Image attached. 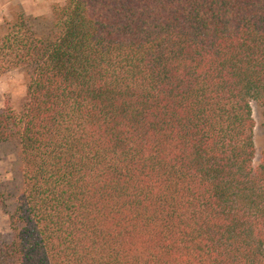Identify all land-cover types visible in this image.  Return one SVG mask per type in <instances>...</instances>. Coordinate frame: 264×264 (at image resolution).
I'll return each instance as SVG.
<instances>
[{
    "label": "trees",
    "instance_id": "16d2710c",
    "mask_svg": "<svg viewBox=\"0 0 264 264\" xmlns=\"http://www.w3.org/2000/svg\"><path fill=\"white\" fill-rule=\"evenodd\" d=\"M0 22L22 189L0 264H264V0H65Z\"/></svg>",
    "mask_w": 264,
    "mask_h": 264
},
{
    "label": "rangeland",
    "instance_id": "374dc122",
    "mask_svg": "<svg viewBox=\"0 0 264 264\" xmlns=\"http://www.w3.org/2000/svg\"><path fill=\"white\" fill-rule=\"evenodd\" d=\"M65 0H0V22L8 19L10 8L19 5L24 13L31 17L51 18L52 8L62 5ZM25 96V86L18 71H10L0 77V110L6 101L13 109L19 110ZM252 117L255 122L253 142L256 167L264 150V109L251 104ZM21 162L13 144L0 145V243L10 240L8 214L15 206V200L22 189Z\"/></svg>",
    "mask_w": 264,
    "mask_h": 264
}]
</instances>
